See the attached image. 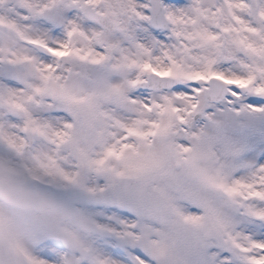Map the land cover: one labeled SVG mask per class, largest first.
Masks as SVG:
<instances>
[{"label": "snow or ice", "instance_id": "snow-or-ice-1", "mask_svg": "<svg viewBox=\"0 0 264 264\" xmlns=\"http://www.w3.org/2000/svg\"><path fill=\"white\" fill-rule=\"evenodd\" d=\"M0 264H264V0H0Z\"/></svg>", "mask_w": 264, "mask_h": 264}]
</instances>
